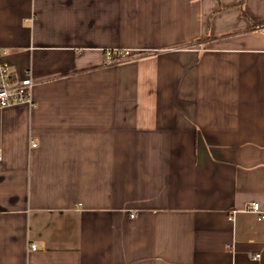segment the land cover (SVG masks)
I'll use <instances>...</instances> for the list:
<instances>
[{
  "label": "crops",
  "instance_id": "crops-1",
  "mask_svg": "<svg viewBox=\"0 0 264 264\" xmlns=\"http://www.w3.org/2000/svg\"><path fill=\"white\" fill-rule=\"evenodd\" d=\"M0 50V264H264V0H0Z\"/></svg>",
  "mask_w": 264,
  "mask_h": 264
},
{
  "label": "built area",
  "instance_id": "built-area-1",
  "mask_svg": "<svg viewBox=\"0 0 264 264\" xmlns=\"http://www.w3.org/2000/svg\"><path fill=\"white\" fill-rule=\"evenodd\" d=\"M2 53L3 51L0 50V58ZM103 55L105 63L115 64L136 60L143 54L128 49L108 48L104 49ZM33 85L34 82L32 81L29 71L25 72L22 77H18L13 73L9 65L0 59V109L16 106L33 107ZM245 210L255 213L258 220L264 219V212L260 210V206L257 202H250L245 206ZM31 248L34 249L35 247L32 245ZM257 257L258 254L252 256V259Z\"/></svg>",
  "mask_w": 264,
  "mask_h": 264
}]
</instances>
